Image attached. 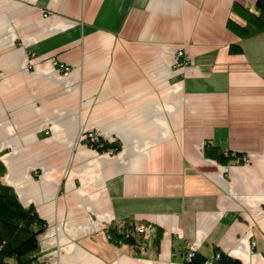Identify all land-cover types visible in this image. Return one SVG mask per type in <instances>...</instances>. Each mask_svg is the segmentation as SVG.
I'll list each match as a JSON object with an SVG mask.
<instances>
[{"label":"crops","instance_id":"0c3cea01","mask_svg":"<svg viewBox=\"0 0 264 264\" xmlns=\"http://www.w3.org/2000/svg\"><path fill=\"white\" fill-rule=\"evenodd\" d=\"M255 1L0 0V182L46 222L40 262L185 264L219 248L264 264V31L226 26ZM179 49L191 62L176 71ZM206 141L245 161L204 157ZM119 220L160 237L116 245Z\"/></svg>","mask_w":264,"mask_h":264},{"label":"trees","instance_id":"16d2710c","mask_svg":"<svg viewBox=\"0 0 264 264\" xmlns=\"http://www.w3.org/2000/svg\"><path fill=\"white\" fill-rule=\"evenodd\" d=\"M232 11L238 15L244 24L228 19L227 28L236 35L244 38L264 31V0H256L254 9L234 2ZM230 53H241L239 44H230ZM102 141V140H101ZM102 144V146H100ZM94 148L118 149L117 143L98 142L91 144ZM204 157L214 160L222 165H228L239 159L242 163V154L224 149L221 145L210 141L204 142ZM1 172V167H0ZM46 222L40 218L33 206H25L18 199L14 190L0 182V264H32L38 259L39 235L45 230ZM112 240L116 245L118 242L125 244H139L141 239L125 237L120 235L112 227ZM161 230L156 228L154 241L160 237ZM217 257L212 258L211 264H242L238 259L216 248ZM209 259L200 252H193L189 259H185V264H206Z\"/></svg>","mask_w":264,"mask_h":264},{"label":"built area","instance_id":"2783aa9c","mask_svg":"<svg viewBox=\"0 0 264 264\" xmlns=\"http://www.w3.org/2000/svg\"><path fill=\"white\" fill-rule=\"evenodd\" d=\"M191 62V59L188 54L184 52V50L179 49L177 50L175 56H174V62L172 65V68L176 71H181L184 67L188 66ZM65 71L68 70L67 66L61 65ZM85 139L89 143H97L99 142V137L96 134V132H88L85 135ZM239 159H237L235 162H238ZM242 161H245V158L242 157ZM110 227H112L115 231H117L120 235H123L125 237H131L138 239L140 238L143 244H129L135 249H138L140 251H145V245L144 242H148L151 240L152 236L156 232V228L153 224L150 223H135L132 220H119L117 222L112 223L106 230V239H108L110 242L114 243L112 240L111 233L109 232ZM116 244V243H114ZM125 244L123 242H118L117 245ZM255 245V242H252V246ZM193 252H190L187 254L186 258L189 259L192 256ZM218 255L215 254V257ZM212 259L208 260L206 264H211ZM32 264H44L40 262L39 259L32 262Z\"/></svg>","mask_w":264,"mask_h":264}]
</instances>
